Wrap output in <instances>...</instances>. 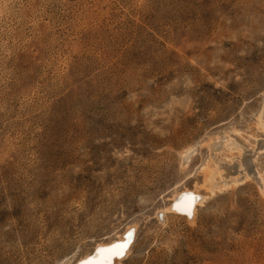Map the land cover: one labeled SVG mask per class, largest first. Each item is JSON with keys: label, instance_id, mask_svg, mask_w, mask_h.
<instances>
[{"label": "rangeland", "instance_id": "1", "mask_svg": "<svg viewBox=\"0 0 264 264\" xmlns=\"http://www.w3.org/2000/svg\"><path fill=\"white\" fill-rule=\"evenodd\" d=\"M263 98L264 0H0V264L65 262L131 222L122 264H264ZM227 137L217 182L242 181L162 225Z\"/></svg>", "mask_w": 264, "mask_h": 264}, {"label": "bare ground", "instance_id": "2", "mask_svg": "<svg viewBox=\"0 0 264 264\" xmlns=\"http://www.w3.org/2000/svg\"><path fill=\"white\" fill-rule=\"evenodd\" d=\"M258 109L259 110L256 114V118L254 121V127L258 131H264V98L261 102L260 108ZM218 141L220 140L218 139ZM252 141L256 144V139H253ZM213 142H214L213 139H209L208 141H205V143L203 144L205 145V147H207L209 155L207 159L204 161V163H202L199 167V173L201 174V176L200 175L199 176L200 178L202 177L201 181L199 180L200 182H198L196 180L197 182L195 183L193 182L194 184L191 187H188L185 184H180L179 182L178 183L179 186L174 187L171 191L169 190L170 195H169L168 204L164 207H161L160 209H158V211L155 212V215L160 220V222H162V225L164 224V220H166V216L168 214L173 215V217L177 219H184L186 223H188L191 226L194 225L196 217H197V213H198V207H200L208 197H210L215 191L220 192L224 188L230 187V186L231 187L236 186V184L239 181H242L241 179H237V180L234 179L233 181L230 180L231 182L225 181L223 183H221L220 181L221 184L219 185V182L217 181L221 180L223 176L222 175L223 169H221L220 167L221 164L219 165V162H218L220 160L221 152H225L231 156L232 152L236 150L238 153L235 151L234 152L236 154H239V157H240V153H241L240 151L242 148H240L239 145L235 142V140L230 137H227L226 139H224L222 143L218 142V143L213 144ZM219 148L220 150H218ZM262 148L264 149V144ZM195 151H196V147L195 148L190 147L181 154V160L184 164V165L182 164L183 169L186 166V164L190 161L191 157L195 154ZM247 163L248 162L245 163V166L247 165ZM252 168H255V167H252ZM248 174L249 173L245 172L242 179L248 178L249 177ZM257 177L262 182V184H264V177H263L262 172L259 171L257 174ZM227 179H228V176H227ZM193 197L195 198L194 200L191 199ZM186 198H188V200H186ZM189 200L191 201V208H190L191 215L187 214V210L185 207L186 204L189 202ZM136 227H137L136 222H131L127 224L126 227H124L120 232L115 233L114 235L115 237H108L106 238V240H101V241H97L93 243V247L89 252H85L84 254L82 253V255H78V256L76 255V256L70 257L68 260H65V262H60L58 264H81V262L85 260H95V261L103 260V261H106V264H122L124 259H127L128 256L130 255V252L132 251V248H133L132 244L135 242V239H136ZM113 245H126V253L122 256L113 255L111 253L98 254V251H97L98 249H109V248H112Z\"/></svg>", "mask_w": 264, "mask_h": 264}, {"label": "snow or ice", "instance_id": "3", "mask_svg": "<svg viewBox=\"0 0 264 264\" xmlns=\"http://www.w3.org/2000/svg\"><path fill=\"white\" fill-rule=\"evenodd\" d=\"M192 200H194L195 198H191ZM186 200H188V198H186ZM179 207V206H178ZM186 210H187V214L191 215V201L189 200V202L186 204ZM98 254H104V253H111L113 255H124L126 253V245H113L112 248L109 249H98ZM81 264H106V261H95V260H85L82 261Z\"/></svg>", "mask_w": 264, "mask_h": 264}]
</instances>
